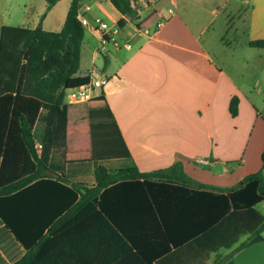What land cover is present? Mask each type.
<instances>
[{
  "label": "crops",
  "instance_id": "0c3cea01",
  "mask_svg": "<svg viewBox=\"0 0 264 264\" xmlns=\"http://www.w3.org/2000/svg\"><path fill=\"white\" fill-rule=\"evenodd\" d=\"M130 3L134 17L121 13L110 0H80L77 18H86L88 24L83 25L76 75L90 80L95 68L107 82L87 102L70 103L65 96L67 151L77 153L82 143L93 153L95 134L84 126L97 101L104 105L122 151L114 155L106 151L86 159L87 163L67 160L64 172L78 181L87 174L91 179L83 182L92 185L94 163L110 170L134 164L145 172L179 160L191 179L216 192L259 171L264 149V48L248 42L264 38V0ZM69 4L70 0H55L45 12L47 0H0L1 91L14 93L23 62L7 28L35 27L45 12L42 28L59 30ZM96 19L109 26L104 38L96 30ZM230 32L241 35L233 37L232 51L219 43L226 42ZM101 95L104 100L97 99ZM233 96L238 99L235 116L229 112ZM37 124L34 133L39 147L43 128L36 130ZM184 195L174 187L149 193V231L154 207L164 210L166 231L179 233L189 229L192 215L200 216L208 208L197 197L185 209ZM130 198H136L135 194ZM257 205L255 211L264 217ZM130 210L120 214L130 216ZM250 214L249 210L231 211L211 231L188 242L172 243L173 235L149 232V242L141 244L140 250L136 241L120 240L121 228L113 229L102 219L96 226L85 223L75 229L72 238L81 242L88 264H215L217 260L264 264V228L251 236ZM25 252L0 215V264H10Z\"/></svg>",
  "mask_w": 264,
  "mask_h": 264
},
{
  "label": "trees",
  "instance_id": "16d2710c",
  "mask_svg": "<svg viewBox=\"0 0 264 264\" xmlns=\"http://www.w3.org/2000/svg\"><path fill=\"white\" fill-rule=\"evenodd\" d=\"M110 1L121 13L135 16L130 0ZM54 2L47 0L45 12ZM79 6L80 0H70L59 30L42 28L45 12L35 27L7 28L18 43L23 62L14 93L0 90V132L3 134L0 136V215L26 247L24 255L10 264H88L82 256L81 242H75L72 232L85 223L101 224V219L113 229L121 228L120 240L136 241L138 250L141 244L149 242V232L164 233L166 237L173 235L172 243L188 242L211 231L231 211L249 210L251 236L260 234L264 217L254 207L264 201V149L259 171L246 175L239 184L216 192L191 179L179 160L168 167L145 172L134 164L110 170L94 163L92 185L74 180L64 172L66 162L56 159L55 154L66 145L68 104L65 96L69 89L89 82L88 76L76 75L84 35V27L77 18ZM248 44L264 48V38L250 40ZM97 99L104 100V97ZM237 101L236 96L230 99L232 116L237 113ZM37 121L43 127L40 147L36 145L34 133ZM101 146V153L117 150V146L110 148L109 143ZM173 187L185 193L186 202H182L185 209L197 197L208 208L200 216L192 215L189 229L179 233V230L166 231L164 210L154 207L153 229L149 231V193ZM133 194L134 199L130 198ZM50 210L53 212L44 214ZM127 210L130 216L120 214ZM215 264H220V260Z\"/></svg>",
  "mask_w": 264,
  "mask_h": 264
},
{
  "label": "rangeland",
  "instance_id": "374dc122",
  "mask_svg": "<svg viewBox=\"0 0 264 264\" xmlns=\"http://www.w3.org/2000/svg\"><path fill=\"white\" fill-rule=\"evenodd\" d=\"M234 36H236L237 39L241 38L240 37L241 35H236V33L230 32L228 34V39L226 42H224V43L220 42L219 38L217 40L219 41V43H221V45L224 48H226V50L232 51V50H234V47H236L235 46V39H233ZM228 41H230V42H228ZM243 47H246V46H243ZM232 55L238 56V54L236 52H234ZM238 57H240V56H238ZM98 63L100 65H103L102 61H98ZM90 113H91V117H90L89 121L85 122L86 126H84V127L85 128L90 127L91 131L95 134L94 136H95V142L96 143L94 145L93 153L91 154L90 152H88L87 151V145H82V143L79 144L78 148L80 151H78L77 153L68 152L67 151V145H65L64 147L56 150V154H55L56 159L60 158V160L63 163L66 162L67 160H74V158L81 159L84 161L86 159H91L92 156L101 155L100 148L102 147L101 146L102 143L103 144L109 143L111 145L110 148L117 146L116 147L117 150L113 149L115 151H113V150L108 151L109 155H114V154L122 151L119 138L116 135V133L114 132L113 126L111 125V121L106 114V111H105V108H104V105L102 104V102L97 101L95 103L94 108H92V110L90 111ZM39 127L41 128L42 125L37 124L36 130H38ZM90 179L91 178L87 174L81 178V180L85 181V182H89ZM257 207L262 211V213H264V201L260 202L257 205ZM263 234H264V231H263Z\"/></svg>",
  "mask_w": 264,
  "mask_h": 264
},
{
  "label": "built area",
  "instance_id": "2783aa9c",
  "mask_svg": "<svg viewBox=\"0 0 264 264\" xmlns=\"http://www.w3.org/2000/svg\"><path fill=\"white\" fill-rule=\"evenodd\" d=\"M79 20L82 25L88 24V20L86 18L81 17ZM95 22L97 32L104 38L105 32L109 29L108 24L105 21H100L99 19H96ZM90 76L91 79L88 83L71 88L67 91L66 99L68 102L78 103L91 100L95 96V91L101 89L107 82L106 76L95 68L91 70Z\"/></svg>",
  "mask_w": 264,
  "mask_h": 264
},
{
  "label": "water",
  "instance_id": "95a60500",
  "mask_svg": "<svg viewBox=\"0 0 264 264\" xmlns=\"http://www.w3.org/2000/svg\"><path fill=\"white\" fill-rule=\"evenodd\" d=\"M48 173H49L50 175L55 176V177H58V176H59V174L56 173V172H54V171H48Z\"/></svg>",
  "mask_w": 264,
  "mask_h": 264
}]
</instances>
